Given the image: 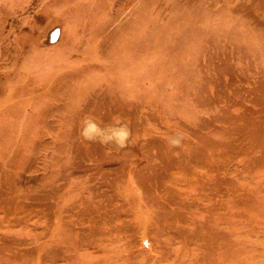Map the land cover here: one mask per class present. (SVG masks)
<instances>
[{
    "label": "rangeland",
    "instance_id": "obj_1",
    "mask_svg": "<svg viewBox=\"0 0 264 264\" xmlns=\"http://www.w3.org/2000/svg\"><path fill=\"white\" fill-rule=\"evenodd\" d=\"M0 264H264V0H0Z\"/></svg>",
    "mask_w": 264,
    "mask_h": 264
},
{
    "label": "clouds",
    "instance_id": "obj_2",
    "mask_svg": "<svg viewBox=\"0 0 264 264\" xmlns=\"http://www.w3.org/2000/svg\"><path fill=\"white\" fill-rule=\"evenodd\" d=\"M79 135L87 141L98 142L101 145L113 144L117 149H124L128 145L131 130L128 123L118 117L113 118L112 122L103 127L88 117L82 121ZM184 139L182 133L176 132L167 137L166 143L169 149L182 148Z\"/></svg>",
    "mask_w": 264,
    "mask_h": 264
},
{
    "label": "bare ground",
    "instance_id": "obj_3",
    "mask_svg": "<svg viewBox=\"0 0 264 264\" xmlns=\"http://www.w3.org/2000/svg\"><path fill=\"white\" fill-rule=\"evenodd\" d=\"M261 18H262V17H261ZM261 18H260V19H261ZM235 98H236V97H235ZM247 132H248V131H247Z\"/></svg>",
    "mask_w": 264,
    "mask_h": 264
}]
</instances>
